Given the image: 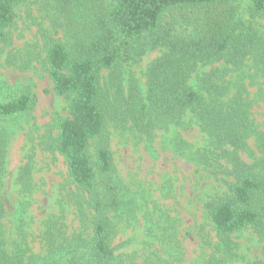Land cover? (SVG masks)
Segmentation results:
<instances>
[{"label":"trees","instance_id":"1","mask_svg":"<svg viewBox=\"0 0 264 264\" xmlns=\"http://www.w3.org/2000/svg\"><path fill=\"white\" fill-rule=\"evenodd\" d=\"M26 1L0 0V44L9 43L15 8ZM51 1L52 28L61 30L62 39L41 32L43 64L54 92L67 102L68 115L58 122L48 149L62 157L68 177L86 195L91 234L73 236L65 245L50 247L41 261L34 258L27 264H123L109 240L108 214L120 204L108 149L109 121L151 141L158 130L185 126L183 118L189 114L210 141L207 154L216 163L223 161L231 177L226 193L205 204L216 235L228 238L260 227L264 131L252 116L247 84L252 76L245 66L251 61L264 77V48L247 33L232 6L245 5L255 17L264 15V0ZM153 50L162 53L146 69L144 87L131 83L125 90L119 64ZM209 65L207 72L198 69ZM104 70L109 72L106 83L101 80ZM31 103L28 94L0 102V120L18 119ZM5 147L0 132V175ZM207 157L191 161L207 164ZM2 211L0 203V217Z\"/></svg>","mask_w":264,"mask_h":264},{"label":"rangeland","instance_id":"2","mask_svg":"<svg viewBox=\"0 0 264 264\" xmlns=\"http://www.w3.org/2000/svg\"><path fill=\"white\" fill-rule=\"evenodd\" d=\"M232 7L264 48V15L252 17L245 5ZM52 14L51 0H27L15 8L9 43L0 44V102L22 94L32 98L24 115L0 120L6 139L0 175V264L41 261L50 247L91 234L86 195L68 177L62 157L48 149L58 122L68 115L67 102L54 92L43 64L41 32L62 39L61 30L53 31ZM161 53L147 51L119 64L125 90L131 83L144 87L146 69ZM253 66L251 61L245 66L252 76L247 80L252 116L264 131V77ZM210 67L198 69L207 72ZM102 72L106 83L109 72ZM183 122L186 127L156 131L151 141L107 122L120 202L118 210L108 214L110 247L123 264H264V221L228 238L216 235L205 204L226 193L225 182L231 177L223 161L211 160L210 141L189 114ZM93 150L92 144L91 157ZM203 155L210 160L207 164L191 161Z\"/></svg>","mask_w":264,"mask_h":264}]
</instances>
